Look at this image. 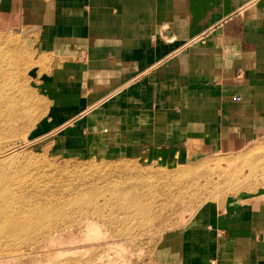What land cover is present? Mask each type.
Returning a JSON list of instances; mask_svg holds the SVG:
<instances>
[{"label":"crops","instance_id":"1","mask_svg":"<svg viewBox=\"0 0 264 264\" xmlns=\"http://www.w3.org/2000/svg\"><path fill=\"white\" fill-rule=\"evenodd\" d=\"M18 27L44 59L50 126L65 122L51 132L57 154L185 157L264 140V0H0V30ZM152 254L264 264V189Z\"/></svg>","mask_w":264,"mask_h":264},{"label":"rangeland","instance_id":"2","mask_svg":"<svg viewBox=\"0 0 264 264\" xmlns=\"http://www.w3.org/2000/svg\"><path fill=\"white\" fill-rule=\"evenodd\" d=\"M43 65L36 41L24 35V28L0 30V74L8 71L3 86L0 82V179L10 174L15 188L26 180H44L41 192L32 190L36 180L22 193L44 213V222L27 234L15 230L10 239L0 238V264H95L96 253L115 252L112 235L123 228L127 234L120 237L121 244L129 251L123 261L152 264L154 246L166 233L229 210L239 197L264 189V140L245 151L212 153L213 161L202 162L204 155L196 152L139 158L57 154L50 136L60 126H50L52 104L40 86ZM10 83L22 96L17 89L4 90ZM23 96L32 102L23 104ZM163 165L172 169L161 175L148 172L143 180L129 173ZM129 190L144 192L142 201L150 203L142 223H135L140 219L135 213L123 216L126 211L119 208L126 205ZM85 208L87 213L80 214ZM86 220L98 223V229L85 231ZM108 239L114 243L105 246Z\"/></svg>","mask_w":264,"mask_h":264},{"label":"bare ground","instance_id":"3","mask_svg":"<svg viewBox=\"0 0 264 264\" xmlns=\"http://www.w3.org/2000/svg\"><path fill=\"white\" fill-rule=\"evenodd\" d=\"M172 39H173V37L168 38V41H170ZM1 61H2V63L5 62L3 59H1ZM5 65L9 66L8 62L5 63ZM7 69L9 70L10 68L7 67ZM7 72L8 71L3 69L2 74H0V82H1V78L4 77L3 75L4 74L7 75ZM5 79H6V77L3 78V80H5ZM1 84H2V82H1ZM2 86H3V84H2ZM13 89H17L18 92L20 91L19 90L20 88L16 87L15 83H12V84L10 83V86L8 84L7 86H5L4 90L11 92ZM19 93L21 95V92H19ZM26 101L32 102L30 99H26V97L23 96L22 97V103L24 104V103H26ZM2 103H3V101L2 102L0 101V107L2 106ZM55 117H56V115H55ZM63 123H65V122H61V124H58L57 126H60ZM253 144L254 143H251V145L245 149L251 148ZM260 144H261V142H260ZM245 149H242L241 151H245ZM256 149H258V148H256ZM263 149H264V147H263ZM263 149L260 152L264 154ZM233 153H235V152H233ZM210 155L211 154H204V157H206L207 159H204V157H203L201 160L199 159L200 162H202L203 160L213 161V158H209L213 155H211V156ZM261 155H260V157H262ZM260 159L263 160V158H260ZM197 160L198 159H195L194 161H197ZM250 161L252 162L253 160L251 159ZM163 166L164 167H162V168H160L158 166L157 167H148V168H144V171H129V173H131L132 175H134L136 177H140L142 179L141 176L148 174V172H155L156 171L154 173V175H159V174L161 175L163 172L172 169V167L170 168V165H168V166L163 165ZM262 169H264V165H263ZM11 178H12V176L9 174L8 176L4 175L2 177V179H0V238L3 240L10 239L12 236V233H14L15 230H18L24 234H27V233H29L30 230H34L35 228H38L42 224V222H44V213H41V211L39 209L34 208V204H31L29 197L22 195V193L31 186L30 182L36 181V180L38 182V185L36 187H32V190L34 192H41L42 189L40 186L44 187V180H38V179L30 180V181L26 180V184L21 183L20 185H18V187L15 188L16 185H11V180H10ZM144 178H146V176ZM143 182L144 181L137 182L136 183L137 185L135 188L139 187L138 184H141L143 186ZM180 184H181V182L176 183L177 186H179ZM142 186H140V187H142ZM129 192H130V194H128V196H126V198H125V200L127 202H124L126 205L124 206V205L120 204L119 208L126 211L123 213V216H128V215H130V213H135L136 215H138L140 217V219L137 220L135 223H138V222L142 223L145 219H148L150 203H145L142 201V198L145 195L144 192H140L139 194L134 192V191H131V190H129ZM16 200L17 201L19 200V201L16 202ZM71 203H73V202H70V204ZM85 211H86V208L84 211H81L80 214L87 213ZM95 213H96V215L98 214L97 212H95ZM20 214L23 215V218L20 217ZM45 216L50 217L51 214H46ZM91 222L92 221H87V220L84 221L85 231L88 232L90 230L93 231V230L98 229L99 224L98 223H91ZM152 226H154V225H152ZM147 227H151V225L147 226ZM147 227H143V228L146 229ZM143 228H141V229H143ZM153 230H154V228H153ZM155 230H157V229H155ZM125 233L127 234V228H123L118 232L115 231V234L112 235L113 239H116V242H115L116 248H114L115 252H113V253L106 252L105 254L100 253V252L96 253L93 257L95 264H128L129 263L128 261H123L124 258L126 257V253H128L129 251H128L126 246L125 247L122 246L121 239H120V237L125 235ZM98 238H99V236H97V239ZM94 240H96V239L94 238ZM107 241H108V244H106L105 246H110L114 243V242H111V239H108ZM14 261L15 260H13V262Z\"/></svg>","mask_w":264,"mask_h":264}]
</instances>
